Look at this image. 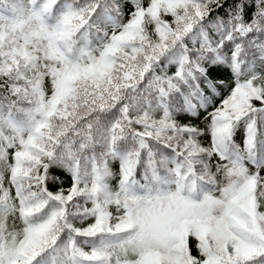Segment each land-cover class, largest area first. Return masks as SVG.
<instances>
[{
  "label": "snow or ice",
  "instance_id": "6c2138e0",
  "mask_svg": "<svg viewBox=\"0 0 264 264\" xmlns=\"http://www.w3.org/2000/svg\"><path fill=\"white\" fill-rule=\"evenodd\" d=\"M0 264H264V0H0Z\"/></svg>",
  "mask_w": 264,
  "mask_h": 264
},
{
  "label": "trees",
  "instance_id": "16d2710c",
  "mask_svg": "<svg viewBox=\"0 0 264 264\" xmlns=\"http://www.w3.org/2000/svg\"><path fill=\"white\" fill-rule=\"evenodd\" d=\"M65 187H67V182H65Z\"/></svg>",
  "mask_w": 264,
  "mask_h": 264
}]
</instances>
